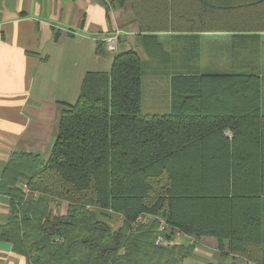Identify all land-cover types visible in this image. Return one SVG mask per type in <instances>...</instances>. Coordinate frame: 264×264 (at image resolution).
<instances>
[{"label": "trees", "instance_id": "16d2710c", "mask_svg": "<svg viewBox=\"0 0 264 264\" xmlns=\"http://www.w3.org/2000/svg\"><path fill=\"white\" fill-rule=\"evenodd\" d=\"M109 2L129 3L153 60L171 57L157 34L188 32L199 14L181 0ZM95 52L106 53L104 42ZM143 75L134 49L115 52L109 72L87 73L77 99L62 103L46 158L11 155L1 176L9 212L0 239L29 264H179L194 244L156 245L161 218L193 242L213 237L222 258L264 264L259 76L171 74L168 111L142 113ZM20 180L38 196L27 200ZM52 200L65 211L52 213ZM142 213L153 217L135 223ZM114 215L122 218L116 229Z\"/></svg>", "mask_w": 264, "mask_h": 264}, {"label": "crops", "instance_id": "0c3cea01", "mask_svg": "<svg viewBox=\"0 0 264 264\" xmlns=\"http://www.w3.org/2000/svg\"><path fill=\"white\" fill-rule=\"evenodd\" d=\"M109 1L0 0V184L14 153L48 156L62 103L77 99L87 73L109 72L114 53L106 50L98 55L95 47L114 28L121 30L117 51L132 48L140 57L142 53L143 66L145 61L158 65L150 74L166 75L168 83L171 74L196 79L257 74L264 113V5L247 7V0H181L199 14L188 22L192 28L188 32H159L158 40L171 57L153 60L137 35L129 3L117 7ZM158 106L150 100L147 107L159 112ZM168 108L169 100L164 110ZM8 212L9 197L0 191V225ZM184 241L213 256L207 264H244L245 259L231 254L222 258L213 237ZM0 264L29 261L0 239Z\"/></svg>", "mask_w": 264, "mask_h": 264}, {"label": "rangeland", "instance_id": "374dc122", "mask_svg": "<svg viewBox=\"0 0 264 264\" xmlns=\"http://www.w3.org/2000/svg\"><path fill=\"white\" fill-rule=\"evenodd\" d=\"M104 46H105V44H104ZM116 52H117V50H116ZM142 56H144V55L141 53V57ZM145 62H146V64H145ZM145 62H144V75H143V79H142L141 112L145 113V112L151 111V108L147 107L148 102L150 100H155V101L159 102V106H158L159 112H165L166 110H164V108H165V106H167V103L169 100L168 77L166 75H162V74H158L156 76L150 74L151 69H158L159 66L156 65L155 63H149L147 61H145ZM145 73H146V75H145ZM50 206H51L52 213H53V209L55 208L54 214H60V213H63L65 211V204H63L61 201L52 200V201H50ZM121 221H122V218L119 215H114L112 220H111V228L116 229L121 224ZM187 239L188 238H184L180 242L183 244H187L184 241ZM200 247L201 246L198 245V248H200ZM209 248H212L210 250H212L214 252L213 247H209ZM211 255H212V253H211ZM208 261H213V256L204 255V254L200 253L199 251H195V248H194L192 253L190 255L186 256L185 258H183V260L180 262V264H207L206 262H208ZM238 263H239V261H238ZM244 264H246V260L244 261Z\"/></svg>", "mask_w": 264, "mask_h": 264}, {"label": "built area", "instance_id": "2783aa9c", "mask_svg": "<svg viewBox=\"0 0 264 264\" xmlns=\"http://www.w3.org/2000/svg\"><path fill=\"white\" fill-rule=\"evenodd\" d=\"M121 30L118 28H114L111 32H109L104 37V44L105 48L109 52H116L117 50V44H118V38L120 35ZM19 187L21 188L25 198L27 200L34 199L38 196V193L36 191H33L29 188L26 182L22 181L19 183ZM153 216L148 213H142L136 218L135 223L139 222H145L152 218ZM159 227H158V233L155 236V244L159 246H173L180 244L181 240L184 238H190L182 231L171 228L168 224H166L161 218H159ZM246 264H258L253 261H246Z\"/></svg>", "mask_w": 264, "mask_h": 264}]
</instances>
